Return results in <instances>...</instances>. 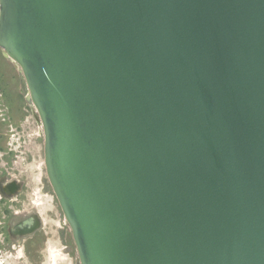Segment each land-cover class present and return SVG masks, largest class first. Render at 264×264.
<instances>
[{
	"label": "water",
	"instance_id": "water-1",
	"mask_svg": "<svg viewBox=\"0 0 264 264\" xmlns=\"http://www.w3.org/2000/svg\"><path fill=\"white\" fill-rule=\"evenodd\" d=\"M0 48L80 264H264V0H0Z\"/></svg>",
	"mask_w": 264,
	"mask_h": 264
},
{
	"label": "rangeland",
	"instance_id": "rangeland-1",
	"mask_svg": "<svg viewBox=\"0 0 264 264\" xmlns=\"http://www.w3.org/2000/svg\"><path fill=\"white\" fill-rule=\"evenodd\" d=\"M19 72V67L4 58L0 48V179L27 185L21 193L25 197L18 220L30 212L38 214L43 237L32 255L21 249L16 257H4V261L51 264V251H57L63 255L59 264H80L72 230L46 173L43 127L37 120V110L21 92Z\"/></svg>",
	"mask_w": 264,
	"mask_h": 264
},
{
	"label": "flooded vegetation",
	"instance_id": "flooded-vegetation-1",
	"mask_svg": "<svg viewBox=\"0 0 264 264\" xmlns=\"http://www.w3.org/2000/svg\"><path fill=\"white\" fill-rule=\"evenodd\" d=\"M26 186L24 183L0 179V264H5L4 257H16L21 249L25 254L32 255L41 246L39 239L42 240L43 237L40 230L42 224L38 214L30 212V215L18 220L22 215L19 208L24 206L25 195L21 193ZM22 224H25L23 228Z\"/></svg>",
	"mask_w": 264,
	"mask_h": 264
},
{
	"label": "bare ground",
	"instance_id": "bare-ground-1",
	"mask_svg": "<svg viewBox=\"0 0 264 264\" xmlns=\"http://www.w3.org/2000/svg\"><path fill=\"white\" fill-rule=\"evenodd\" d=\"M39 205H41V203H38ZM61 252V251H60ZM23 253V252H22ZM20 254V252H19ZM51 255H52V263L51 264H59V261L61 259H63V255L57 251H51ZM20 257V256H19Z\"/></svg>",
	"mask_w": 264,
	"mask_h": 264
}]
</instances>
